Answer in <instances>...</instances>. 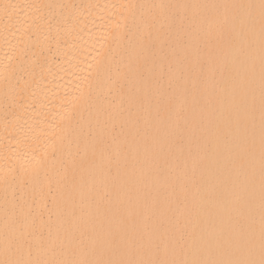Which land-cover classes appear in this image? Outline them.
Instances as JSON below:
<instances>
[{"label": "bare ground", "instance_id": "1", "mask_svg": "<svg viewBox=\"0 0 264 264\" xmlns=\"http://www.w3.org/2000/svg\"><path fill=\"white\" fill-rule=\"evenodd\" d=\"M0 264H264V0H0Z\"/></svg>", "mask_w": 264, "mask_h": 264}, {"label": "rangeland", "instance_id": "2", "mask_svg": "<svg viewBox=\"0 0 264 264\" xmlns=\"http://www.w3.org/2000/svg\"><path fill=\"white\" fill-rule=\"evenodd\" d=\"M164 53V52H163Z\"/></svg>", "mask_w": 264, "mask_h": 264}]
</instances>
